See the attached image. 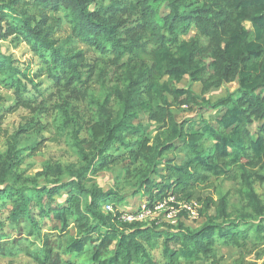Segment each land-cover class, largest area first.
Listing matches in <instances>:
<instances>
[{
  "label": "trees",
  "instance_id": "obj_1",
  "mask_svg": "<svg viewBox=\"0 0 264 264\" xmlns=\"http://www.w3.org/2000/svg\"><path fill=\"white\" fill-rule=\"evenodd\" d=\"M164 4L168 12L162 14ZM0 11L2 20L6 11L20 17L0 37L15 34L44 63L58 98L52 122L58 134L68 133L82 163L67 166V182L2 188L9 178H21L16 145L0 155V213L8 207L10 221H28L45 248L40 263L63 264V254H81L90 243L97 264H219L218 239L244 252L249 245L264 247V199L255 187L264 192V0H1ZM63 25L87 50L57 44L54 34ZM0 75L14 87L17 106L42 110L41 103L22 98L31 81L1 51ZM185 77L201 83L200 94L176 85ZM234 81L237 88L225 97L211 102L204 96ZM195 104L222 109L216 125L203 117L175 118V109ZM141 113L154 123L152 138L134 122ZM255 122L256 133L250 128ZM168 154L175 158L165 160ZM123 162L124 177L151 201L168 192L176 201H197L206 222L198 228L181 220L121 227V213L101 206L122 196L85 180ZM159 164L160 180H154ZM222 177L238 186L218 199L202 194ZM65 188L66 198L58 201ZM231 194L239 198L235 206ZM48 224L51 231L44 230ZM49 237L63 245L49 246Z\"/></svg>",
  "mask_w": 264,
  "mask_h": 264
},
{
  "label": "rangeland",
  "instance_id": "obj_2",
  "mask_svg": "<svg viewBox=\"0 0 264 264\" xmlns=\"http://www.w3.org/2000/svg\"><path fill=\"white\" fill-rule=\"evenodd\" d=\"M160 11L162 14L167 13V6L164 4ZM6 12V16L2 20L0 11V34L4 32L8 22H20L19 16L11 11ZM245 25L251 29V24L245 22ZM194 33L195 31L192 30L185 38H188ZM54 38L57 40V44L64 47L66 50H87L82 42L69 38V29L66 25L56 30ZM0 51L12 57L14 65L31 81V83H27L28 91L23 92L22 98L34 104V106H37L38 103L42 104V110H37L35 112H31L27 107L17 106V97L14 87L7 84L0 75V155L5 157L8 147L12 143L16 145L17 157L19 158L18 164L15 166V172L21 178V180L18 181L9 178L1 187H5L7 183L17 185L26 184L30 186H51L56 183L60 184L69 181L72 177L69 174L67 166L71 165L72 168L77 169L82 163L76 150L72 147L68 133L62 132L58 134L57 127L52 122V109H54V112L57 110L58 98L54 82L45 74L44 63L32 52L29 45L20 37L15 36V34H11L7 37H0ZM176 85L181 88L190 85L195 93L200 94L201 92V83L192 82L189 84V79L187 77ZM236 88L237 83L235 81L224 83L221 87L213 88L206 92L204 96L212 102L234 92ZM222 111V109L204 110L199 104H195L192 106L183 105L175 109L174 115L178 121L189 119L198 120L200 117H203L209 120L213 125H216V119ZM134 122L142 124L150 138L155 135L156 130L154 123H150L145 114H139ZM258 126L259 123L255 122L250 128L256 133ZM38 143H40L39 150L36 149L32 151V148ZM165 158V160H167L168 158H175V156L174 154H168ZM175 160L178 161L179 159L176 158ZM124 166L125 162L111 165L105 170L90 176L91 182L85 180L86 185L93 183L104 191L112 189L122 196L121 201H116L114 203L108 201L102 204L101 209L106 213L111 210L112 213L118 212L127 214L131 211L141 209L142 205L150 201L148 195L143 192L142 188H139L135 180L128 181L124 177ZM162 166L163 164H159L158 171L152 174L154 180H160L159 174L162 172ZM261 173H264V170H262ZM25 179L31 180L27 182L22 181ZM216 183L215 189H204L202 190V194L210 195L214 199H218L231 188L233 189L238 186L235 182L223 177L219 178ZM255 187L258 194L264 199L263 189L258 183L255 184ZM68 189L69 188L62 189L58 193L56 196L58 201H62L66 198ZM238 200V196L231 194L229 202L232 206L237 205ZM184 202L185 201H178L173 204V206H179V204H183ZM191 203L194 206L198 204V202L194 200ZM208 211L212 215L216 214L215 208L212 206L209 207ZM161 212L162 211H157L155 218L159 219L161 217ZM8 214V207L3 208L0 213V264H42L40 263V259L43 253L42 250H45V248L43 246L42 249L40 236H37L35 231H31L30 227H26L27 220L14 223L7 218ZM174 217L176 220L175 223L181 220L192 228H198L206 222V218L200 214L196 218H192L184 215L182 211L175 213ZM74 218L75 217H71V219ZM155 218L148 217L139 221V223L144 225L150 224ZM157 220L155 221L157 225L162 224L164 221L167 222L166 217L160 220L161 222ZM42 222H44L42 219H38V224H42ZM132 222L133 221L120 219L119 225L123 227ZM44 230H50V225L48 224L47 228ZM49 239V246L56 245L61 247L63 245L61 238H58L56 241L50 237ZM93 239L98 241V235L93 234ZM216 243L218 247L217 254L219 264H238L239 262L242 264H263V246L249 245L248 249L244 252L242 248L224 245L223 241L220 239H218ZM93 246L94 243L88 244L85 252L81 254H63L62 259L66 260L63 264H67L66 262H68V264H97L91 257ZM243 253L244 258H241ZM155 254L159 256L158 253L155 252ZM54 258L55 257L52 256V259ZM181 264L208 263L204 260H188L183 261Z\"/></svg>",
  "mask_w": 264,
  "mask_h": 264
},
{
  "label": "built area",
  "instance_id": "obj_3",
  "mask_svg": "<svg viewBox=\"0 0 264 264\" xmlns=\"http://www.w3.org/2000/svg\"><path fill=\"white\" fill-rule=\"evenodd\" d=\"M176 201L174 196L168 192L167 196L161 200L157 201H148L147 204L142 205V208L139 210L131 211L127 214H122L120 216L121 220H127V221H141L148 217H154L157 214V211L161 212V217L155 218L153 220H157L158 222H161L163 218L166 217L167 223L170 224H176V220L174 217L175 213H178L180 211L184 212V215H187L188 217L196 218L199 215V205L197 204L194 206L191 202H184L183 204H179V206H173ZM177 205V204H176ZM111 212V210H110ZM165 222V221H164Z\"/></svg>",
  "mask_w": 264,
  "mask_h": 264
},
{
  "label": "crops",
  "instance_id": "obj_4",
  "mask_svg": "<svg viewBox=\"0 0 264 264\" xmlns=\"http://www.w3.org/2000/svg\"><path fill=\"white\" fill-rule=\"evenodd\" d=\"M247 23H249L248 21H247ZM179 159V158H178Z\"/></svg>",
  "mask_w": 264,
  "mask_h": 264
}]
</instances>
